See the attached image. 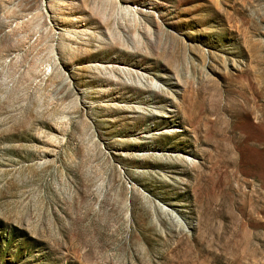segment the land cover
<instances>
[{
	"label": "rangeland",
	"instance_id": "obj_1",
	"mask_svg": "<svg viewBox=\"0 0 264 264\" xmlns=\"http://www.w3.org/2000/svg\"><path fill=\"white\" fill-rule=\"evenodd\" d=\"M0 264H264V0H0Z\"/></svg>",
	"mask_w": 264,
	"mask_h": 264
},
{
	"label": "bare ground",
	"instance_id": "obj_2",
	"mask_svg": "<svg viewBox=\"0 0 264 264\" xmlns=\"http://www.w3.org/2000/svg\"><path fill=\"white\" fill-rule=\"evenodd\" d=\"M149 8V7H148Z\"/></svg>",
	"mask_w": 264,
	"mask_h": 264
}]
</instances>
